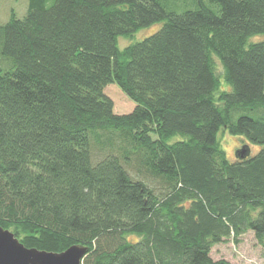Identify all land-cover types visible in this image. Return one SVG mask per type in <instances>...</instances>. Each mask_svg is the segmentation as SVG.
I'll return each mask as SVG.
<instances>
[{"label":"trees","instance_id":"obj_1","mask_svg":"<svg viewBox=\"0 0 264 264\" xmlns=\"http://www.w3.org/2000/svg\"><path fill=\"white\" fill-rule=\"evenodd\" d=\"M165 1L29 0L0 24V226L26 247L87 246L82 264H231L212 248L248 231L264 243V40L250 42L264 0ZM112 83L131 113H115ZM220 130L259 152L230 162ZM92 145L110 152L94 162Z\"/></svg>","mask_w":264,"mask_h":264},{"label":"rangeland","instance_id":"obj_2","mask_svg":"<svg viewBox=\"0 0 264 264\" xmlns=\"http://www.w3.org/2000/svg\"><path fill=\"white\" fill-rule=\"evenodd\" d=\"M206 4H210L209 0H204ZM198 0H166L165 6L168 10L181 12L188 9H196L198 6ZM29 0H0V24L6 23L11 16L12 10L16 15L23 18L28 11ZM163 26V22H156L150 26L143 27L134 33L132 36H121L119 38V46L124 48L133 43L140 42L145 38L153 35L159 31ZM264 40V34H259L250 38V42H258ZM218 63L219 60L217 59ZM219 69L221 68L220 65ZM105 93L111 97L114 101V111L116 114H128L131 113L136 103L129 98L123 90L115 83L108 85L105 88ZM218 138L221 142L222 148L227 154V158L230 162L237 161V151L244 145L248 144L251 149L252 155H256L260 146L258 144L250 143L245 136L231 134L226 130H220ZM175 139H178L176 137ZM119 140L114 141L115 148L118 145ZM110 152V148L100 149L95 145H92L93 161H99ZM118 153L117 150H114ZM131 173L136 178H142L138 176L134 167H129ZM149 183L156 184L150 179H146ZM131 239H136L135 236H130ZM211 256L214 260L225 259L231 264H264V243H261L253 231H248L244 234L239 242H234L233 239L228 240L215 245L211 250Z\"/></svg>","mask_w":264,"mask_h":264},{"label":"water","instance_id":"obj_3","mask_svg":"<svg viewBox=\"0 0 264 264\" xmlns=\"http://www.w3.org/2000/svg\"><path fill=\"white\" fill-rule=\"evenodd\" d=\"M251 154L249 145L237 151L238 159ZM89 248L73 245L63 252L41 251L26 247L15 233L0 226V264H82Z\"/></svg>","mask_w":264,"mask_h":264}]
</instances>
